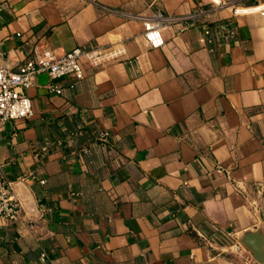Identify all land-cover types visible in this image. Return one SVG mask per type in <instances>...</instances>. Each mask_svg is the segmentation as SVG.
I'll use <instances>...</instances> for the list:
<instances>
[{"label":"crops","instance_id":"0c3cea01","mask_svg":"<svg viewBox=\"0 0 264 264\" xmlns=\"http://www.w3.org/2000/svg\"><path fill=\"white\" fill-rule=\"evenodd\" d=\"M220 1L0 0L13 70L102 51L82 79L39 74L0 129L22 204L0 264H258L238 236L264 223V0ZM158 11L152 48L130 16Z\"/></svg>","mask_w":264,"mask_h":264},{"label":"built area","instance_id":"2783aa9c","mask_svg":"<svg viewBox=\"0 0 264 264\" xmlns=\"http://www.w3.org/2000/svg\"><path fill=\"white\" fill-rule=\"evenodd\" d=\"M217 6L224 4L220 0H213ZM132 18L141 19L144 26V38L152 48L164 45L162 33L164 23L163 14L158 11L153 16L144 17L131 15ZM228 25L226 27L228 28ZM228 36L233 33L227 29ZM102 54L99 49L86 50L77 47L63 54H57L50 49L33 51V56L28 59L19 71L13 70L5 58V52L0 40V129L5 122L29 118L33 115L32 99L24 89L33 85L41 73H47L52 80L73 74L77 79L84 77L83 61L93 62ZM53 90L61 92L57 83H51ZM12 182L7 179L0 168V218L17 220L22 207L21 201L12 193ZM41 258L45 260L47 253L43 252Z\"/></svg>","mask_w":264,"mask_h":264},{"label":"water","instance_id":"95a60500","mask_svg":"<svg viewBox=\"0 0 264 264\" xmlns=\"http://www.w3.org/2000/svg\"><path fill=\"white\" fill-rule=\"evenodd\" d=\"M238 243L258 264H264V223L242 232L238 236Z\"/></svg>","mask_w":264,"mask_h":264}]
</instances>
